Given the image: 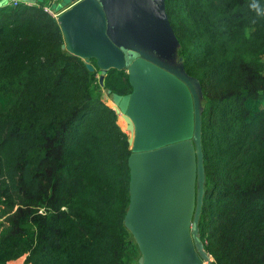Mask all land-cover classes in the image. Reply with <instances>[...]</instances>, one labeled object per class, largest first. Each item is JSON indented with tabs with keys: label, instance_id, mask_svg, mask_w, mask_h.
Listing matches in <instances>:
<instances>
[{
	"label": "trees",
	"instance_id": "obj_1",
	"mask_svg": "<svg viewBox=\"0 0 264 264\" xmlns=\"http://www.w3.org/2000/svg\"><path fill=\"white\" fill-rule=\"evenodd\" d=\"M163 4L201 102L200 239L215 264H264V0ZM64 44L42 4L0 7V264H130L132 149L103 94L132 86Z\"/></svg>",
	"mask_w": 264,
	"mask_h": 264
},
{
	"label": "water",
	"instance_id": "obj_2",
	"mask_svg": "<svg viewBox=\"0 0 264 264\" xmlns=\"http://www.w3.org/2000/svg\"><path fill=\"white\" fill-rule=\"evenodd\" d=\"M69 2L57 18L63 49L91 72L96 61L101 86L112 69L126 70L132 86L114 100L132 133L125 226L141 253L139 264H215L199 233L205 177L198 90L176 67L116 37L124 19L134 30L159 32V22H167L163 0L155 2L159 9L150 0Z\"/></svg>",
	"mask_w": 264,
	"mask_h": 264
},
{
	"label": "rangeland",
	"instance_id": "obj_3",
	"mask_svg": "<svg viewBox=\"0 0 264 264\" xmlns=\"http://www.w3.org/2000/svg\"><path fill=\"white\" fill-rule=\"evenodd\" d=\"M1 1L4 2V5L14 3V1L0 0V2ZM150 1H151V5H153V3L156 2V0H150ZM24 3H25V1H24ZM155 4H156L157 8L159 9L160 5L158 3H155ZM54 8H56V6H54ZM138 12H139V10H138ZM121 16L123 18V15H121ZM119 23L120 22L117 21L116 26ZM123 23H124V31H123V29L119 30V28L117 27V29L120 33H121V31L123 32L122 34H120L118 32L117 36H116L117 38H121L122 40H124L125 43H127L131 46H134L136 48L142 49V50L152 54L154 57L159 58L160 60L164 61L165 63L175 67L174 66L175 65L174 59H175L176 42L172 36L173 32H172L171 26L169 24H167L166 21H165V23L159 22L160 31L154 32L155 35H153V36H152V34L146 32L145 30H134V29H132V27L130 25L126 24V19L123 20ZM103 98H104L105 102L117 112L118 124L120 125L122 130L128 134L129 138H131L132 133L128 130V124L123 117L124 116L123 113L117 107L115 100H114V96H110L109 93L105 92L103 94ZM10 216H11V214L9 213V214L5 215L3 217V219H1V221H3L2 227L3 226L5 227V228H3V230H5L8 227L7 221L10 218ZM7 233H8V231H7ZM134 257H135L134 262H131L130 264H139V259H140L141 255L139 253H136L134 255ZM25 259H26V256H24L19 261H17V263L25 264Z\"/></svg>",
	"mask_w": 264,
	"mask_h": 264
},
{
	"label": "crops",
	"instance_id": "obj_4",
	"mask_svg": "<svg viewBox=\"0 0 264 264\" xmlns=\"http://www.w3.org/2000/svg\"><path fill=\"white\" fill-rule=\"evenodd\" d=\"M18 1L23 3L25 1V3L33 6L42 4L44 8L45 7L50 8L58 15L62 14L64 11L68 10L73 6V3L69 2V0H18ZM54 6H56V8H54ZM17 261H13V262H17Z\"/></svg>",
	"mask_w": 264,
	"mask_h": 264
},
{
	"label": "built area",
	"instance_id": "obj_5",
	"mask_svg": "<svg viewBox=\"0 0 264 264\" xmlns=\"http://www.w3.org/2000/svg\"><path fill=\"white\" fill-rule=\"evenodd\" d=\"M13 4H14V5H18V1H14ZM44 10H45L48 14H50L51 16L55 17L56 19H57L58 16H59V15L56 14L54 11H52L50 8L45 7Z\"/></svg>",
	"mask_w": 264,
	"mask_h": 264
},
{
	"label": "bare ground",
	"instance_id": "obj_6",
	"mask_svg": "<svg viewBox=\"0 0 264 264\" xmlns=\"http://www.w3.org/2000/svg\"><path fill=\"white\" fill-rule=\"evenodd\" d=\"M126 121V120H125Z\"/></svg>",
	"mask_w": 264,
	"mask_h": 264
}]
</instances>
